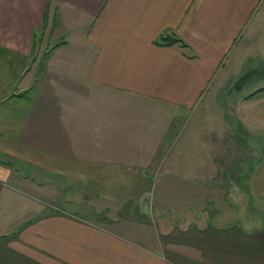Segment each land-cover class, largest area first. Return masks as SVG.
<instances>
[{"label":"crops","instance_id":"1","mask_svg":"<svg viewBox=\"0 0 264 264\" xmlns=\"http://www.w3.org/2000/svg\"><path fill=\"white\" fill-rule=\"evenodd\" d=\"M256 35L264 51V0H0V264H264L207 186L218 145L264 131V93L237 95L240 114L221 94L227 56ZM202 102L200 158L178 137ZM161 173L200 186L152 210Z\"/></svg>","mask_w":264,"mask_h":264},{"label":"rangeland","instance_id":"2","mask_svg":"<svg viewBox=\"0 0 264 264\" xmlns=\"http://www.w3.org/2000/svg\"><path fill=\"white\" fill-rule=\"evenodd\" d=\"M42 31V35H39L37 38L33 36L31 41L33 59L36 60H42L46 56L47 51H49L50 44L48 45L47 41H45V33L48 30L44 29ZM250 46L243 45L241 41L230 51L225 67V76L228 80L223 86L225 89L221 91V94L225 95L223 106L225 107V104L234 106L239 114L243 107H240L236 103L237 95H243L242 98H244L245 95H254L255 91L264 88V61L261 60L264 51L260 50L261 44L258 43L257 35L252 39ZM20 89L19 87L15 88L12 93H20ZM245 107L244 114L247 113L248 116L249 112ZM205 110L206 105L202 102L195 111H186L183 119L184 127L178 137L181 141H190L192 139L196 143H194L196 147L195 152H198L200 158L212 155L211 148L209 149L205 145L207 143L205 130L206 127L209 129V125H212V118L209 113L204 114ZM237 125L239 129H242L244 126L240 123ZM249 131L243 130L238 135L241 139L240 141L235 140L234 136H231V140L226 142V145L223 147L216 145L215 175L217 176L212 180L213 184L207 186H213L217 191L216 203H211V206L216 204L217 209H219L217 204L222 205V210L225 212L223 220L227 222L239 220L241 225L245 226L249 232V243L251 240L257 242V247H249L248 251L253 253L254 251H258L264 255V236L260 234V231L264 230V131ZM172 152H176V148H173ZM5 160L12 161V158L6 156ZM200 165L203 166L202 163ZM223 175H226V177L231 175V181L230 179L222 178ZM199 182L201 181L183 179L179 176L166 179L164 173L154 175L152 179V191L148 196L149 201H147V204L153 210L155 206L152 199L161 200L163 198L161 195L165 190L175 191L181 185L187 188L189 187L188 184L197 186ZM220 187L221 189L227 188L228 194H226L225 190L226 195L223 196ZM235 188L238 189L234 192L233 189ZM208 198V196L204 197L203 202L206 203ZM166 199L171 203L178 201L177 196H166ZM236 207L239 211L234 210ZM252 237L253 239H251Z\"/></svg>","mask_w":264,"mask_h":264},{"label":"trees","instance_id":"3","mask_svg":"<svg viewBox=\"0 0 264 264\" xmlns=\"http://www.w3.org/2000/svg\"><path fill=\"white\" fill-rule=\"evenodd\" d=\"M45 26H47V20L46 19L43 20V27H41V29H40L41 32H42V29H45ZM40 31H37L34 34L35 38H37L39 35H42V33ZM179 41H180V39H176V38L171 37V36H168V37L162 36L160 43H165V44L170 45V44H174V43L179 42ZM260 92H264V88L255 91L254 94L260 93ZM260 234H262L264 236V230L260 231Z\"/></svg>","mask_w":264,"mask_h":264}]
</instances>
